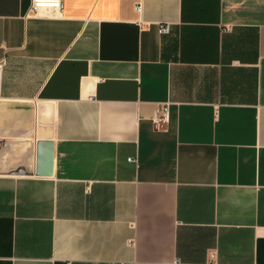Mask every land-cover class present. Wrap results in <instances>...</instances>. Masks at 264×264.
Instances as JSON below:
<instances>
[{
    "label": "crops",
    "instance_id": "0c3cea01",
    "mask_svg": "<svg viewBox=\"0 0 264 264\" xmlns=\"http://www.w3.org/2000/svg\"><path fill=\"white\" fill-rule=\"evenodd\" d=\"M33 1L0 0V264H264V0Z\"/></svg>",
    "mask_w": 264,
    "mask_h": 264
},
{
    "label": "built area",
    "instance_id": "2783aa9c",
    "mask_svg": "<svg viewBox=\"0 0 264 264\" xmlns=\"http://www.w3.org/2000/svg\"><path fill=\"white\" fill-rule=\"evenodd\" d=\"M34 8L36 10L40 9H50V10H56V11H62L63 10V0H34L33 1ZM162 33H168L170 31V27L168 26H162ZM5 64L0 63V78L2 75V71L4 69ZM169 108L164 107L161 113V116L156 119V123H166L169 120Z\"/></svg>",
    "mask_w": 264,
    "mask_h": 264
}]
</instances>
